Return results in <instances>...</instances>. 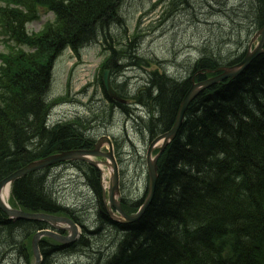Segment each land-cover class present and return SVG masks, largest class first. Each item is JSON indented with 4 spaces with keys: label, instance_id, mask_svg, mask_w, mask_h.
<instances>
[{
    "label": "trees",
    "instance_id": "1",
    "mask_svg": "<svg viewBox=\"0 0 264 264\" xmlns=\"http://www.w3.org/2000/svg\"><path fill=\"white\" fill-rule=\"evenodd\" d=\"M122 1L0 0V43L6 48L0 51V179L37 155L91 146L78 143L89 127L80 117L41 127L52 106L64 99L47 101L46 93L53 63L65 45L77 53L101 41L109 53L97 71L102 89L103 70L118 73L117 57L125 50L109 46L108 29L120 20ZM39 8L51 12L53 19L39 31L29 32L26 25L39 18ZM159 78L132 98L146 97L141 104L157 118L148 119L143 127L151 136L170 129L179 98L180 85ZM115 87L122 92V86ZM223 95L227 97L222 99ZM214 96L221 100L213 101ZM230 96L235 97L229 100ZM246 103L249 108L241 115ZM157 127L162 129L155 133ZM183 134L189 135L188 141L167 145L158 158L163 179L140 220L130 224L110 220L101 187L95 183L98 222H109L118 233L114 252L101 264H264V54L236 78L207 88L194 99L177 135ZM47 169L12 184L15 205L25 211L52 213L51 204L43 199ZM92 172L98 174L93 168ZM31 181L36 182L33 187ZM44 225L12 222L0 210V248L17 251L24 241V255L31 257L30 234ZM15 237H20L19 242ZM63 247L72 250L73 245L51 246L50 251ZM41 248L42 264H47L49 253L43 243Z\"/></svg>",
    "mask_w": 264,
    "mask_h": 264
},
{
    "label": "rangeland",
    "instance_id": "2",
    "mask_svg": "<svg viewBox=\"0 0 264 264\" xmlns=\"http://www.w3.org/2000/svg\"><path fill=\"white\" fill-rule=\"evenodd\" d=\"M181 1L183 0H123L121 2L117 13L120 20L110 26L108 34L109 44L114 43L116 49L125 50L124 53L119 54L117 61L122 68L113 78L118 83L127 82L130 93L148 79L151 71L162 72L165 67L167 74L182 76L186 72L188 59L201 51L199 44L208 37L209 26L213 33L222 29L224 37L228 36L233 41L238 38L237 35L243 34L244 37L246 29L243 20H233V26L230 27L219 15L232 11V8H237L240 13L242 11L246 13L253 11L255 6L254 0ZM214 11L218 13L213 14ZM51 19L52 14L40 9L39 19L28 24L27 29L36 32ZM197 19L201 21L205 19L206 25L204 22L197 23L195 21ZM251 35L243 44H247ZM134 43H137V52L130 49ZM0 49H3L1 44ZM230 51H235V48L221 49L223 54ZM108 54L106 48L95 41L79 49L78 55L66 50L58 56L53 63L52 80L47 97L52 98L68 92L69 103L55 106L50 112V119L55 122L60 119L82 117L89 124L85 134L92 136L93 139L100 134H106L116 143L127 142L123 155L120 154V162L118 161L121 193L126 200L134 201L142 198L146 189L144 150L147 148L148 140H142L146 138L145 133L140 134L133 119L117 113L119 111L117 106L118 111L112 120L106 115L111 109L97 81V70L102 59ZM134 54L143 59H150L151 63L155 64H152L151 68L145 67L144 64H136L137 58L133 56ZM123 55L125 58L122 57ZM177 58L181 70L176 66L168 65L169 61ZM110 78L112 80V77ZM147 111L146 107L139 106L133 115L136 117L138 114L146 118ZM106 121H109L108 125L103 124ZM105 173L107 177L106 169ZM79 176L80 173L75 167L67 168L60 165L49 167L44 177L45 199L49 201L50 198H55L70 206L73 211L75 209V215H78L88 228L94 229L97 226L95 194L87 185V181ZM35 183L31 181L30 186L33 187ZM88 235H90L89 241L77 252L49 255L47 264L104 263L105 258L115 250L116 233L103 226L100 232ZM15 240L19 242L20 237H15ZM17 254L1 256L0 264H25Z\"/></svg>",
    "mask_w": 264,
    "mask_h": 264
},
{
    "label": "bare ground",
    "instance_id": "3",
    "mask_svg": "<svg viewBox=\"0 0 264 264\" xmlns=\"http://www.w3.org/2000/svg\"><path fill=\"white\" fill-rule=\"evenodd\" d=\"M227 1V0H225ZM255 1V6L253 8V11L250 12H244L242 11L241 13L239 12V10L236 8H232V11H226L225 14L219 15V17L224 18L226 21V23H228L230 25V27L233 26V20H243L244 21V25H245V36L243 37L242 35H237L236 37H238L237 39L231 40L228 36L224 37L225 34L222 33V29L216 31V33L212 32V28L209 26L210 28V33L208 35V37L206 38V40H203V42L201 44H199V46L202 48L201 51L198 52V54H196V56L191 57L188 59V63H186V72H184L182 74V76H178V75H169L167 74L166 68L164 67V69L162 70V72L160 71H151L148 75V79L142 83L141 86H139L134 92L130 93L129 92V87L127 83L122 84V88H120V90L122 91V93L124 95H126L129 98H133V96L141 89L143 88H148L152 86V83L158 79V81L160 80L159 77H165L167 80H171L173 82H175L176 84L180 85L177 86V90L176 93L177 95L179 94V98H178V105H177V110H176V116L172 119L171 123H170V129L172 127H175L177 125V114L179 113L180 107L182 106L181 104L187 99V97L189 96V93L191 91V96L192 93L195 92V96L191 99L190 103L196 99L206 88H202V82L204 81H208L211 80V83L209 84L210 86H208L207 88L216 86L220 83L223 82V79L220 78L221 75L225 72L226 69L229 68H233V67H238V69H240L242 74L250 65H252L253 61L259 57L260 55L264 54V43L261 44L260 48V41H261V28L264 25V0H254ZM181 2H187V0H183ZM208 6V5H207ZM216 13H220L221 11L219 10L214 11L213 14ZM205 20V19H204ZM201 21L200 19L195 20L197 23L199 22H204V25H206L205 23H207V21ZM260 23V24H259ZM222 28V27H221ZM253 29V30H251ZM254 31L253 33H250ZM212 34V35H210ZM252 34V35H251ZM249 35H251L250 39L248 40L247 44H243L244 41L246 40L247 37H249ZM245 38V39H244ZM213 42V44H212ZM138 43V42H137ZM137 43H134L130 49L134 52H137ZM114 46V43H110L109 46ZM131 44V42H130ZM210 44H212L210 46ZM216 44V45H215ZM215 46V47H214ZM65 49L68 47V45L64 46ZM115 47V46H114ZM219 47V48H218ZM223 47H233V49L235 48V51H230L226 54H223L221 52V49ZM259 49L261 50V52L247 65L244 66L243 62L247 59L248 55L250 53H253L255 51V49ZM63 49V50H65ZM214 50L216 52H214ZM239 50V51H238ZM117 57V56H116ZM119 59V57H117ZM116 58V59H117ZM194 58V59H193ZM117 59V61H118ZM193 59V60H192ZM204 59V61H203ZM177 59L173 60V61H169L168 65L170 66H176L177 68H180L181 70V66H179V61H177ZM152 61L150 59H146V58H142L137 56V62L136 64H144L145 67L151 68L152 64L155 63H151ZM246 67V68H245ZM117 69L116 72H119L121 70V64L117 63L116 67ZM245 68V69H243ZM243 69V70H242ZM154 74H156L158 78L154 77ZM181 74V73H180ZM156 78V79H155ZM156 82V81H155ZM51 82L49 83V87H50ZM198 85V86H195ZM49 87L47 89V92L49 90ZM156 87V86H155ZM153 87V94L157 93V89ZM64 98L66 96H68V93H65L62 95ZM227 95H223V98H226ZM233 97L235 96H230L229 100H232ZM53 98H48L47 97V93H46V100L47 101H51ZM135 100L134 102L137 105H130V107H128L127 109H121L119 108V111L117 108L112 109L109 114H106L109 116V118H111V120L115 117L116 115V111H118L117 113L123 115L125 118H130L131 120L133 119L136 122V125L138 126L139 132L140 134H144L146 138H142V140H148V145L147 148L144 150V154H145V178H146V185L149 184L150 181V176H149V171H148V166L146 163V159H147V154H150L152 159H154L155 157H160L161 154L163 153V151L166 149L167 145L169 146H175L176 143H182L183 140L188 141L189 139V135L187 134H183L182 136L178 137V132L180 130V127L184 121V117L183 119H181V124L177 130L176 135L168 140V142L164 145V136L162 137L161 135L166 133L168 130H164L161 132H158L162 129V127H157L154 136H151L153 133L150 132L148 129L143 128L145 127V122L154 117L153 111L149 110L150 113H148L147 111V117L146 118H142L140 117V115L135 117L133 114L134 112L137 111V107H145V105L141 104V103H145L143 96H140L139 98L136 99V97H134ZM140 102H139V101ZM221 97L219 96H214L213 97V101H220ZM228 100V99H225ZM198 101H202L201 99H198ZM189 103V104H190ZM202 103H205V100H203ZM249 108V105L246 103L239 111V113L241 114L242 110L244 108ZM148 110V108H147ZM49 113L51 111H48ZM243 115V114H241ZM156 118V117H154ZM157 119V118H156ZM109 120V119H108ZM63 122L62 119L60 120H56L55 122L52 121L50 119V116L47 118H44L42 120V122L40 123L41 127H45L47 128L48 126H52L54 124H59ZM109 123V121L104 122L103 124H107ZM39 125V126H40ZM108 125V124H107ZM102 135V134H100ZM160 136V137H159ZM79 142L78 143H84V144H88V143H93V137L92 136H88V135H82L81 138H79ZM156 139V141H154ZM72 141H70L68 144H71ZM76 143V142H74ZM127 142H119L117 143L118 147L115 151V156H116V160H118L120 162V154L123 155L124 153V148L126 146ZM152 143L153 148L151 149V151H148L150 144ZM168 146V147H169ZM74 149H67V150H61V151H49L46 152L45 154H41V155H37L34 157V159H32V161H30L29 163H27L26 165H24L23 167L19 168L18 170L12 172L11 174L7 175L6 177H4L3 179H0V182H2L3 180L7 179L8 177H10L12 174L16 173L17 171L25 168L26 166L30 165V164H36V163H42V161H44L46 158L50 157L51 155H61L63 153H67L69 151H73ZM170 149H168L169 151ZM92 152V151H91ZM128 152V151H125ZM90 153V152H89ZM92 154V153H91ZM93 155V154H92ZM125 155V154H124ZM142 156V155H141ZM86 157L89 159V154L86 155ZM158 158H157V163H156V178H155V186H157L159 179L160 181L163 179V175L160 176L158 168H157V164H158ZM81 161V163L83 164L82 166H79V162ZM102 161V160H99ZM119 162L117 163V168H119ZM60 166H64V167H68V166H75V168L78 169V172L80 173V178H84L85 181H87V185L90 186L92 189H94V187L96 186L95 183L97 182L99 184V186L101 187V184H109V178L108 176H106L105 173V166L102 162H98V163H91V162H85L83 159L80 158H66L64 160H60ZM92 168L94 170L97 171L98 174L92 172ZM30 173H32V170L25 172L24 174H21L20 176H18L17 178H15L14 180L7 182L0 190V201L1 203L5 206L8 207V209L11 210H15V211H25L23 209H21L20 207H18L17 205H15V202H12L11 197V188H12V184L17 180L20 181L21 179H25L28 177V175H30ZM97 175V176H96ZM96 176V177H95ZM118 184H120L121 186V179L119 176L118 179ZM101 197L102 200H110V197L103 193L101 190ZM45 199V198H44ZM113 199H116L119 204L121 209L123 210L124 213L126 214H130L135 212L136 210H138L140 208V206L142 205L143 199L139 198L137 200L134 201H128L124 198L123 194L121 193V190L116 193H114L113 195ZM51 204V210L52 213L57 214L55 212H61L60 215L65 218V219H69V220H78L77 224H76V228L79 231V234L77 236H75V239L78 241H81L83 243H86L89 241V236L88 234H95L97 232H100L102 230L103 226H106L109 231H113V233H116V235L118 234L113 227L110 226V223H106V225L99 223L98 222V207H97V201L95 200V208H96V214H95V220H96V224L97 226L94 227V229L88 228L87 225L85 224V222H83V220H81L79 218L78 215H75L73 209L66 205L65 203L59 202L57 200H55V198H50V200L48 201ZM16 203H18L16 201ZM103 207L106 211L107 216L109 217L110 220L114 221V222H118L122 224V221L115 219L114 217H112V215L110 214V211L107 209V206L105 205V203L103 202ZM1 210V214L3 216H6L7 220H10V216L3 212L2 208L0 207ZM38 213H44L45 215H51V213H46V212H38ZM113 215L117 216L118 218H120V214L118 212H111ZM88 231V234H87ZM37 232L34 231L33 233H31V237H30V247L31 250L33 249L32 246V240L34 235ZM55 242L56 245L58 246H62V242L59 240H53V239H48L46 240L45 237L43 235L39 236L38 241H37V247L40 243H43V248H46L47 251L49 252L50 246L51 244ZM23 247H26V242L24 244V241L20 244V249H18L17 251H13V252H9L6 248H0V257L1 256H6L8 254L11 253H18L17 255H19L20 258H22V260L24 262H29L30 261V257H27L24 255L23 253ZM19 251H22L19 252ZM77 252V250L75 251ZM56 256V255H55ZM30 263V262H29Z\"/></svg>",
    "mask_w": 264,
    "mask_h": 264
},
{
    "label": "water",
    "instance_id": "4",
    "mask_svg": "<svg viewBox=\"0 0 264 264\" xmlns=\"http://www.w3.org/2000/svg\"><path fill=\"white\" fill-rule=\"evenodd\" d=\"M263 41H264V25L261 28V41H260L259 48H260L261 44L263 43ZM260 52H261V50H259L257 48V49H255V51L253 53H250L248 55L247 59L243 62L244 66L246 64L248 65ZM245 68H243V69H245ZM240 71L241 70L238 69V67H233V68L226 69L225 72L221 75L220 78L225 79L227 77H235V76H237L238 74L241 73ZM210 83H211V80L202 82V85H203L202 88H207L208 86H210L209 85ZM103 84H104V87H105V89L107 91V94L110 97L115 98V99H117L119 101H122L121 98L118 96L117 92L110 85V82L108 80V71L107 70L104 72V75H103ZM195 86H198V85H195ZM194 96H195V92L192 93V96H191V91H190L189 96L181 104L182 106L180 107L179 113L177 114V117H176L177 125L175 127H172L166 133L161 135L162 137L164 136V145L168 142V140L172 139L176 135L177 130H178L180 124H181L180 123L181 119H183L184 112H185L188 104L190 103L191 99ZM103 141H107L108 144L110 143L107 140V138H105V137L103 138ZM154 141H156V139ZM100 142L101 141H99L96 144V147L93 150H88V151H86V150H73V151H69L67 153H63L61 155L50 156V157L46 158L44 161H42V163L39 162V163H36V164H34V163L30 164V165L26 166L25 168H23V169L17 171L16 173L12 174L7 179H5L2 182H0V190L7 182H10V181L14 180L15 178H17L21 174H24L25 172L30 171V170L33 171V170L42 168V167H44L46 165H49V164H51L53 162H56V161L64 160L66 158H80V159H83V160L91 162L86 157V155L87 154H91V153L92 154H99L98 147H99ZM152 148H153V145L151 143L148 151H151ZM106 156L111 161V164H108V166L111 167L110 178H109V188H108V196L110 197L109 202L118 211V213L120 214V218H118L117 216L113 215L111 213V210H110L109 207H107V209L110 211V214L115 219H118V220H120L122 222H126V223L133 222V221L139 219L142 216V214L144 213V211L146 210V208L148 207V205L150 204V202H151V200L153 198L154 191H155L156 163H157V158L158 157H155L154 159H152L151 155L147 154L146 163H147V166H148V171H149V176H150V181H149V184L147 185V192H146L145 198H144V200L142 202V205L140 206L138 211L136 213H134V214H130L129 215V214L124 213L123 210L120 207L119 202L116 199H113L114 193H116L118 191V179H119L118 168H117V165H116V163L114 161V158H113V156L111 154V149L106 154ZM91 163L95 164L94 162H91ZM0 207L10 217H19V218H23V219H41V220H45V221L55 225L56 227H58L57 222H59V221L68 222L72 226L73 234L76 233L75 225L69 219H65V218L57 217V216H53V215H45V214H41V213H31L30 214V213H24V212H21V211L18 212V211H15V210L8 209L7 207H5L1 203V201H0ZM41 235H50V236H53L55 238L60 239L58 237V235H55V234H53V233H51L49 231L37 232L34 235L33 240H32L33 254H34V257H35V264H40V255H39V250H38V247H37V241H38L39 236H41ZM73 238H74V235H72L71 237H66L64 239H60V240H62L64 242H68V241L72 240Z\"/></svg>",
    "mask_w": 264,
    "mask_h": 264
}]
</instances>
